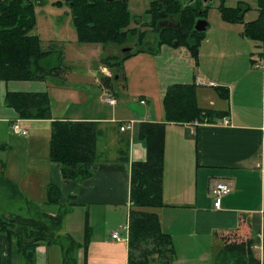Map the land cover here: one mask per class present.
Listing matches in <instances>:
<instances>
[{
  "label": "crops",
  "instance_id": "crops-1",
  "mask_svg": "<svg viewBox=\"0 0 264 264\" xmlns=\"http://www.w3.org/2000/svg\"><path fill=\"white\" fill-rule=\"evenodd\" d=\"M239 2L248 8L242 0L236 6ZM241 31L233 34L239 46L228 47L217 67L208 61L207 65H195L185 47L162 45L155 52H136L121 65L119 82L123 84L126 103L119 105L116 99L108 117L100 116L98 111L93 115L72 113L67 108L72 101L65 105L66 111L52 109V101L63 102L66 94L75 93L60 79L0 81V182L17 196L27 198L31 205L48 208L46 213L37 209V216L55 215L60 206L62 210L70 208L63 219L64 234L74 237L75 233L79 238L80 234L84 237L86 226L92 230L86 249L80 244L82 240L77 241L80 248L74 253L76 264H128L127 235L121 239L119 234V240L111 236L128 222L130 166L145 158V143L138 137L144 122L165 124L164 206L154 212L161 230L172 240L175 258L169 264H219L215 257L222 245L218 235L230 232L245 235L252 242L254 256L264 264V72H260L264 68L253 64V59L264 57V41L259 47L258 42L243 37ZM226 37L222 39L227 42L232 38ZM201 57H207L202 48ZM99 67L104 69L103 65ZM96 81L102 94L112 93L104 88L102 77ZM174 84L196 85L199 107L223 113V117L213 123H166L163 97L166 88ZM45 92L50 100L51 120L19 119L4 102L6 93ZM76 101L85 102L82 98ZM223 118L228 124L221 123ZM55 120L96 122L98 137L109 138L110 147L104 144L99 148L97 137L98 160L90 177L66 181L60 165L51 162L49 142ZM16 121L28 129L27 136H13L11 125ZM127 123H131V129L120 131ZM32 127L37 134L43 132L41 140L34 138ZM126 140L128 162H123L118 150ZM103 153L112 156L100 159ZM218 182L229 184L231 191L221 197L215 208L210 187ZM50 186L59 192L58 204L48 200ZM118 211L120 223L113 226L109 219ZM93 222H102L97 232ZM47 252L46 247L35 249L36 264H48ZM21 257L15 243L0 233V264H22ZM150 264L162 263L154 260Z\"/></svg>",
  "mask_w": 264,
  "mask_h": 264
},
{
  "label": "trees",
  "instance_id": "trees-1",
  "mask_svg": "<svg viewBox=\"0 0 264 264\" xmlns=\"http://www.w3.org/2000/svg\"><path fill=\"white\" fill-rule=\"evenodd\" d=\"M189 1L150 0L145 14L150 17V26L157 32L154 52L162 45L185 47L197 65L198 47L203 33L194 31V24L198 15L206 12V8L200 7L197 3L199 0ZM41 2L43 0H0V81H46L62 75L64 67L60 56L42 49L39 38L31 34L35 27L34 9ZM63 2L72 14V26L79 42L121 48L132 37L138 36L140 43L144 40L145 33L129 28L132 17L127 0H58L55 5L60 6ZM247 10L243 2H239L235 8L225 7L222 2L220 8L222 19L228 23H242ZM170 18L174 19V24L164 26V20ZM241 35L258 42L260 47L264 41L262 18L246 23ZM14 46L18 51L17 57L7 58L10 48ZM141 50L136 47L129 54L104 57L102 62L115 69L110 78L117 81L122 63ZM115 75H118L117 80ZM227 92L225 89V98ZM4 102L15 110L19 119L51 120L50 100L46 92L6 93ZM163 109L166 123H213L216 118L223 117V113L199 107L197 86L194 84L168 86L163 97ZM164 134V123L144 122L139 128L138 137L145 143V158L132 162L130 166L128 264H150L154 260L169 264L175 258L171 237L161 230L159 218L154 212L164 206ZM97 137L96 122H52L49 156L51 162L60 165L64 180L82 181L92 175V167L98 160ZM121 144L119 155L123 162H128V140ZM48 193L49 202L58 204L57 188L50 186ZM67 212L60 206L55 215L40 214L37 218L0 216V233L5 234L9 242L15 240L23 264H36L34 252L38 246L60 242ZM88 230L86 226L82 243L85 249L90 239ZM63 236L70 242L67 247L62 245L63 251L80 248V244L68 234ZM218 236L222 245L215 256L217 263L260 264L251 249L252 242L245 235L230 232ZM262 247L264 252V233ZM76 263L75 254L69 263L63 258V264Z\"/></svg>",
  "mask_w": 264,
  "mask_h": 264
},
{
  "label": "rangeland",
  "instance_id": "rangeland-1",
  "mask_svg": "<svg viewBox=\"0 0 264 264\" xmlns=\"http://www.w3.org/2000/svg\"><path fill=\"white\" fill-rule=\"evenodd\" d=\"M58 0H43V3H39L35 9V27L32 30L31 34L36 35L41 43V47L44 50H49L60 56L62 67L64 70L62 75L59 78H50L49 80L59 79L65 83V86L70 88L75 93L71 95L66 94L63 102L61 101H52V109H55L56 112L64 109L66 111V104L72 101V105L69 108L70 112L93 115L95 112H99L100 116H110L111 107L102 103L101 98L106 96L105 93H101L100 87L97 85L96 79L102 77V83L104 88H107L110 92L114 94L120 104L126 103V98L124 95V90L122 82L120 79L114 81L108 77H104L101 73L100 65L105 66L110 73H114L115 69L108 65L106 62H102V59L110 54L120 55V48L115 46H103L96 43H82L77 39V34L75 28L72 26V14L69 11L67 5L61 4L56 6L55 3ZM241 0H199L197 3L202 9L206 8L204 14L198 15L196 20L202 19L208 23L207 30L202 34L201 40L198 47V57L197 63L202 62L203 65H207V61L210 65L217 67L220 62V56L224 55V51L229 48L238 47V42H234L237 37H233V34H238V31L241 33L244 30L246 23L262 18L263 28H264V0H242L248 5V11L244 14L242 23H228L221 17V5L222 2L226 6H236L237 2ZM150 0H127L128 10L132 21L130 23V29H137L138 31H146L147 36L145 40L141 43L138 42V36L132 37L128 46H132V43H136V47L142 50H153L156 48V43L146 42L149 39L157 40V32H152V29L148 27V21L150 17L145 14V11L149 9ZM140 18L138 23H135V19ZM137 25V26H136ZM226 33V34H225ZM231 35L232 38L229 42L222 37ZM227 38V37H226ZM210 41L209 44H206L205 41ZM222 41V43H220ZM204 42V43H203ZM245 44L242 45V51L246 49ZM204 51L205 57L200 58V49ZM17 48L14 46L10 48V52L7 55V58L17 57ZM55 55V57L57 56ZM54 57V59H55ZM250 57V56H249ZM254 66L256 63L258 67L262 68V61L260 59H253ZM256 67V68H258ZM259 69V68H258ZM211 70V69H210ZM264 72L260 69V72ZM114 77V76H113ZM82 98L85 102L83 104H77L76 99ZM86 103V104H85ZM140 108V107H139ZM22 129L28 132V129L19 123ZM32 135L34 138L42 137L43 133L41 130L39 134L35 131V128L32 127ZM15 137V135L13 134ZM27 136V135H26ZM18 137V136H17ZM25 137V136H24ZM99 148H102V145L110 147V140L104 135L98 137ZM111 152L110 150H107ZM112 156L111 153H103L100 159L109 158ZM32 203L28 201L27 198L16 195L14 190L8 188L6 184H1L0 182V216L10 217V216H20L22 218H37L38 210L40 209L43 212H47V207H36L31 205ZM54 206H51L50 209H53ZM68 212L70 208L67 207ZM68 214V213H67ZM84 214V213H83ZM121 213L118 211L113 215V218L109 219V222L115 226L120 223ZM100 223L93 222V229L97 232V229H100ZM65 228V226H63ZM121 235V239L125 237L126 230L125 228L117 230ZM89 236L92 235V230H88ZM60 242L52 243L47 245H40L46 247L48 254V264H63V258L66 259L69 263V260L72 258L73 254L77 249H69V251H63L64 247L62 245L69 246L68 239L63 236L64 233H61ZM66 235V233H65ZM69 235V234H68ZM75 242L81 241L80 244L84 241L82 234L79 235V238L75 235L72 237L69 235ZM83 238V239H82ZM15 240H13L14 242ZM15 243V242H14ZM78 243V242H77ZM46 244V243H45ZM68 244V245H67ZM79 244V243H78ZM61 256V260H60ZM22 258V257H21ZM23 264V263H22Z\"/></svg>",
  "mask_w": 264,
  "mask_h": 264
},
{
  "label": "built area",
  "instance_id": "built-area-1",
  "mask_svg": "<svg viewBox=\"0 0 264 264\" xmlns=\"http://www.w3.org/2000/svg\"><path fill=\"white\" fill-rule=\"evenodd\" d=\"M261 60H262L261 67L264 68V57ZM258 64L259 63H256L255 66L258 67ZM103 71H104V73H106L107 75H109L108 72L105 69ZM208 85L209 86H212L213 84L212 83H208ZM103 101L106 104H108L109 106H115V104H116V100H115V98L112 95L105 96L103 98ZM140 104L143 105L144 104V101H140ZM221 123L222 124H228V120L226 118H223L221 120ZM130 129H131V123H127L125 126H121L120 127V131H126V130H130ZM11 131H12V133L15 136L24 137V136L27 135L26 130L22 129V127L19 125V122L18 121L14 122L11 125ZM230 191H231V188H230L229 184H227V183L218 182V183H215L214 185H212L210 187V193H211V195L213 197V206L215 208H218L221 197L229 194ZM125 230H126V234H127L128 233V225L125 226ZM111 238L112 239H117V240L120 239L118 233H113L112 236H111Z\"/></svg>",
  "mask_w": 264,
  "mask_h": 264
},
{
  "label": "water",
  "instance_id": "water-1",
  "mask_svg": "<svg viewBox=\"0 0 264 264\" xmlns=\"http://www.w3.org/2000/svg\"><path fill=\"white\" fill-rule=\"evenodd\" d=\"M195 0H190L189 3L194 2ZM208 23L205 20L199 19L195 21L194 31L197 33H204L207 30ZM135 49L131 46L124 45L120 48V54H129L133 52ZM118 79V75H115V80Z\"/></svg>",
  "mask_w": 264,
  "mask_h": 264
},
{
  "label": "flooded vegetation",
  "instance_id": "flooded-vegetation-1",
  "mask_svg": "<svg viewBox=\"0 0 264 264\" xmlns=\"http://www.w3.org/2000/svg\"><path fill=\"white\" fill-rule=\"evenodd\" d=\"M136 21L137 22H135V23H138L139 21H140V19H136ZM149 22H150V20L147 22L148 23V27H150L151 29H152V32H156L151 26H150V24H149ZM164 26H167V25H173L174 24V19H165L164 20V22L162 23ZM139 32H143V33H145V37H144V40H145V38H146V36H147V32L146 31H139ZM138 42H139V40H137ZM156 41L157 40H153L152 38L151 39H149V41H146V42H154V43H156ZM132 46H134V47H136V43H132Z\"/></svg>",
  "mask_w": 264,
  "mask_h": 264
}]
</instances>
